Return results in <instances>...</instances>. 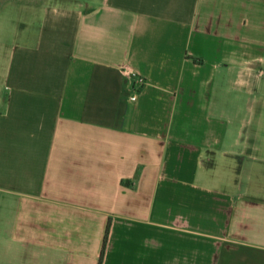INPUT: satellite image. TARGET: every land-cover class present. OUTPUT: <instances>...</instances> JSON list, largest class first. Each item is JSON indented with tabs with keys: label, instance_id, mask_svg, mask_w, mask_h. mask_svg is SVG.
I'll use <instances>...</instances> for the list:
<instances>
[{
	"label": "crops",
	"instance_id": "obj_1",
	"mask_svg": "<svg viewBox=\"0 0 264 264\" xmlns=\"http://www.w3.org/2000/svg\"><path fill=\"white\" fill-rule=\"evenodd\" d=\"M74 2L38 6L8 57L0 264H264L246 167L264 157L236 146L264 0ZM127 67L147 80L135 101Z\"/></svg>",
	"mask_w": 264,
	"mask_h": 264
},
{
	"label": "rangeland",
	"instance_id": "obj_2",
	"mask_svg": "<svg viewBox=\"0 0 264 264\" xmlns=\"http://www.w3.org/2000/svg\"><path fill=\"white\" fill-rule=\"evenodd\" d=\"M64 3L75 4L76 2L73 3V0H0V91L4 88V75L7 70L8 57L20 40L26 34L32 32V26L37 25L42 20L43 13L38 11V6ZM262 69L264 70V67ZM246 84L250 85L248 89L254 93L249 96L253 98L256 94L255 107L252 116H249L248 108L246 109L247 135H242L241 140L236 142V146H246L247 153H256L264 157V72L262 75L257 76L248 75ZM235 99L236 94L232 90V103ZM247 161L246 167L248 166L249 169L253 166L252 170H255L258 174L260 173V181L258 182L264 183V162L255 161L251 163L249 160ZM231 163L233 164V162ZM235 163L237 165L238 161ZM227 164V167L231 168L226 169L223 174L225 177H235L238 174L237 168L234 167V164ZM255 177L256 175H254Z\"/></svg>",
	"mask_w": 264,
	"mask_h": 264
},
{
	"label": "built area",
	"instance_id": "obj_3",
	"mask_svg": "<svg viewBox=\"0 0 264 264\" xmlns=\"http://www.w3.org/2000/svg\"><path fill=\"white\" fill-rule=\"evenodd\" d=\"M124 72L127 79H132V94L130 100L135 101L147 80L144 75L132 67H127Z\"/></svg>",
	"mask_w": 264,
	"mask_h": 264
},
{
	"label": "trees",
	"instance_id": "obj_4",
	"mask_svg": "<svg viewBox=\"0 0 264 264\" xmlns=\"http://www.w3.org/2000/svg\"><path fill=\"white\" fill-rule=\"evenodd\" d=\"M108 234H109V226H108V228H107L106 235H105V239H104V250H105V244H106L107 239H108ZM104 250H103V252H104ZM102 256H103V255H102ZM100 264H101V261H100Z\"/></svg>",
	"mask_w": 264,
	"mask_h": 264
}]
</instances>
